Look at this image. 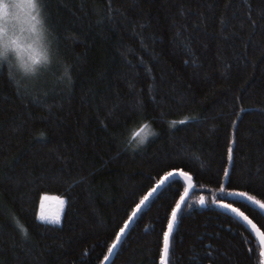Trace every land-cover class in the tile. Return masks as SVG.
Here are the masks:
<instances>
[{
  "label": "trees",
  "instance_id": "obj_1",
  "mask_svg": "<svg viewBox=\"0 0 264 264\" xmlns=\"http://www.w3.org/2000/svg\"><path fill=\"white\" fill-rule=\"evenodd\" d=\"M43 3L53 63L25 81L0 66V264H101L136 204L179 169L197 189L168 264H262L249 227L214 201L264 233V214L229 194L264 201V0ZM141 125L155 131L144 144ZM185 188L157 193L110 264H160ZM46 194L65 200L58 223L40 218Z\"/></svg>",
  "mask_w": 264,
  "mask_h": 264
},
{
  "label": "clouds",
  "instance_id": "obj_2",
  "mask_svg": "<svg viewBox=\"0 0 264 264\" xmlns=\"http://www.w3.org/2000/svg\"><path fill=\"white\" fill-rule=\"evenodd\" d=\"M54 40L43 0H0V66L18 81L53 63Z\"/></svg>",
  "mask_w": 264,
  "mask_h": 264
},
{
  "label": "water",
  "instance_id": "obj_3",
  "mask_svg": "<svg viewBox=\"0 0 264 264\" xmlns=\"http://www.w3.org/2000/svg\"><path fill=\"white\" fill-rule=\"evenodd\" d=\"M174 172V170L172 171H169L168 173H172ZM185 173H187V175H184ZM164 177V176H163ZM175 179H181L184 183V185H186V188L183 192V194L180 196V197H183V200H181L180 198V203H181V208L178 209V212H177V217H176V220H175V223H174V229H173V232L170 234V238H169V251H170V248H171V238H172V235L175 231V228L177 226V223H178V217L184 207V205L188 202V200L191 198V194L197 189V185H195V181H194V177L192 174H189L188 172L184 171V170H175V174H173L172 176L170 177H165V181L163 182V187L161 186H158L157 183L153 186V192L152 193H147V195L149 196V199L145 201L144 205H142L141 209H138L136 210V212L132 213L130 216H132L133 218L129 221V224L128 226L126 227V231L125 233L122 234L123 236V239L125 238L126 234L128 233L127 231L130 229V227L136 222V218L141 214V212L144 210V208L147 206V204L154 199V197L157 195L158 192H160L163 188L166 187V185L172 181V180H175ZM235 192H241V191H235ZM232 193V192H231ZM230 194V193H229ZM250 195V194H249ZM252 196V195H250ZM203 199H204V202L201 203V199L199 200V205L201 207L203 206H206L207 203H206V198L205 196H203ZM230 197L234 200L238 199V200H242L244 202H248L249 204L253 205L254 207H256L257 209H259L263 214H264V209L260 208L259 205H257L255 202L253 201H250L247 197H244V196H240V195H233V194H230ZM224 204H230L228 202H225ZM232 205V204H231ZM218 206H220L224 211L226 210L230 215H232L233 217H235L236 219L238 218L246 227H249V229L252 231V233L254 234L255 238L258 239V242L261 246V249H262V260H263V263L264 264V233L262 231V229L260 228V226L258 227L257 224L253 221V219L250 217V216H247L238 206H235V205H232L233 208H236V209H239L240 212H243L245 216H247L249 218V220H251V224H249L247 221H245L243 219V217H241L238 213L234 212L232 209H229L227 207H222L220 204H218ZM171 218V217H170ZM128 220V219H127ZM255 225V227H252V225ZM125 227V226H124ZM122 239V240H123ZM122 240L118 241V247H116L114 249L113 252L111 253H107L106 257H108V259L104 260L101 264H110V262L113 260V258L115 257V253L117 251V249L119 248V246L121 245L120 243L122 242ZM168 251V255L166 257V260H167V264H168V261H169V253Z\"/></svg>",
  "mask_w": 264,
  "mask_h": 264
},
{
  "label": "snow or ice",
  "instance_id": "obj_4",
  "mask_svg": "<svg viewBox=\"0 0 264 264\" xmlns=\"http://www.w3.org/2000/svg\"><path fill=\"white\" fill-rule=\"evenodd\" d=\"M70 79V77H69ZM145 125H141V127L143 128ZM141 142H143V137L141 138ZM229 158H231V153H232V149L231 147H229ZM225 175H228L229 173V169L225 168L224 170ZM173 174H175V170L172 173H165L164 177H161V179L159 181H157V185L163 187V182L165 181V177H170ZM184 175H187V173H185ZM153 189H149V193H152ZM233 195H240V196H244L247 197L250 201L255 202L257 205L260 206V208L264 209V201H261L259 199H257L255 196H250L247 192H235L233 191L232 193ZM44 197H41V202H43ZM149 199V196L146 194L145 197H142L140 202L138 204H136L135 209H133V212L135 213L136 210L141 209L142 205H144L145 201ZM181 200H183V197H181ZM201 203L204 202L203 197H201ZM61 204L64 203L63 199H61L60 201ZM214 203L220 204L222 207H227L229 209H232L234 212L238 213L241 217H243V219L245 221H247L249 224H251V220H249V218L247 216L244 215L243 212H240L239 209L233 208V206L231 204H224L223 201H214ZM181 208V203L180 201H177V204L175 207L172 208V212H171V218L168 219V227H167V231H165L163 233V248L161 250L160 256H159V260H160V264H167V260L166 257L168 255V251H169V238H170V234L173 232L174 229V223L177 217V212L178 209ZM41 219H45L44 215L41 214ZM132 216H129L128 220L124 221L125 227H121L119 229V231L116 233V239L112 241V246L109 247L108 251L109 253L113 252L114 249L116 247H118V241L123 239L122 234L125 233L126 231V227L129 224V221L132 219ZM54 221L55 222H59V216H55L54 217ZM252 227H255V225L253 224ZM105 259L107 260L108 257H105Z\"/></svg>",
  "mask_w": 264,
  "mask_h": 264
},
{
  "label": "rangeland",
  "instance_id": "obj_5",
  "mask_svg": "<svg viewBox=\"0 0 264 264\" xmlns=\"http://www.w3.org/2000/svg\"><path fill=\"white\" fill-rule=\"evenodd\" d=\"M152 135H155V131L151 129V127L146 126L144 127L137 135L138 143L144 144ZM143 137V142H141V138ZM43 202L40 201V209L39 214L44 215L45 221H54L55 216H59V221H61V216L63 215V210L65 208V200L63 197L60 196H53V195H44ZM63 199L64 203L61 204L60 201ZM57 223V222H55Z\"/></svg>",
  "mask_w": 264,
  "mask_h": 264
}]
</instances>
